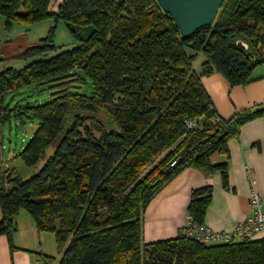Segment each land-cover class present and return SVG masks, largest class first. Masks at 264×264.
<instances>
[{"label": "trees", "instance_id": "obj_1", "mask_svg": "<svg viewBox=\"0 0 264 264\" xmlns=\"http://www.w3.org/2000/svg\"><path fill=\"white\" fill-rule=\"evenodd\" d=\"M52 1L0 0L6 28L52 17L79 41L0 71L1 126L12 118L37 121L14 155L34 171L25 176L1 164L0 234L13 246L24 209L39 230L55 234L61 253L37 252L35 264H264V237L204 243L183 228L173 237L143 239L147 203L183 169L219 170L228 187V162L215 163L212 155L229 156L228 139L264 115V104L223 118L202 76L220 72L231 84L256 78L264 65V0H223L211 24L189 37L158 0H61L56 8ZM72 24L95 30L83 39ZM55 26L16 56L60 47ZM31 83L46 85L51 98L5 103L7 93ZM87 83L90 91L80 90ZM211 199V184L191 190L187 211L194 221L204 222Z\"/></svg>", "mask_w": 264, "mask_h": 264}, {"label": "crops", "instance_id": "obj_2", "mask_svg": "<svg viewBox=\"0 0 264 264\" xmlns=\"http://www.w3.org/2000/svg\"><path fill=\"white\" fill-rule=\"evenodd\" d=\"M60 2L53 0V8ZM261 66L254 72L256 78L246 84H231L220 72L202 76L203 85L220 116L231 118L237 111L253 110L264 104V69L260 70ZM3 138L0 122V168L3 163L11 164L4 156ZM227 144L229 156L216 152L212 160L228 162V187L223 186L219 170L205 174L191 167L183 169L147 203L143 213L146 242L173 237L183 229L191 190L205 184L212 185V199L204 223L215 230H232L240 220L253 213L249 202L252 185L262 193L264 209V115L244 122ZM16 221L13 246L7 235L0 234V264H35L39 260L37 252L60 257L55 234L39 230L29 212H19ZM256 237H264V227Z\"/></svg>", "mask_w": 264, "mask_h": 264}, {"label": "rangeland", "instance_id": "obj_3", "mask_svg": "<svg viewBox=\"0 0 264 264\" xmlns=\"http://www.w3.org/2000/svg\"><path fill=\"white\" fill-rule=\"evenodd\" d=\"M56 24L54 42L60 45L56 50L48 51L40 56L23 59L16 56V54L22 51L25 47L35 43L40 37L47 34L50 27ZM79 41L74 37L72 32L68 29L67 25L59 20L54 22L52 17L31 22V23H19L13 21L9 28L5 27L3 16L0 14V71L7 67L19 68L36 58H47L64 48H70L77 45ZM203 53H199L197 58L193 62V67L200 71L201 62L204 60ZM264 69V65L260 67V70ZM41 86L36 83H31L20 87L18 90L11 91L5 95V103L10 102L13 105L19 101L24 104H36L47 101L51 98V91L46 87L40 89ZM91 84L87 83L83 85L80 90L90 91ZM37 127L36 120L25 119V122H16L12 118L11 122H6L3 126L4 133V156L10 159V163L15 165L17 169L25 176H29L34 170L28 167L20 157L12 156L13 153H18L22 147L32 136L34 130ZM9 151L11 153L9 154ZM13 152V153H12ZM42 164L40 162L38 167ZM24 210V209H23Z\"/></svg>", "mask_w": 264, "mask_h": 264}, {"label": "built area", "instance_id": "obj_4", "mask_svg": "<svg viewBox=\"0 0 264 264\" xmlns=\"http://www.w3.org/2000/svg\"><path fill=\"white\" fill-rule=\"evenodd\" d=\"M216 119H219L218 115ZM188 124L192 126L194 122L190 121ZM249 202L253 208V213L247 218L240 220L232 230H215L204 222H196L187 211L184 231L190 238L204 243L255 238L264 227V209L262 206L263 195L254 185H252L249 192Z\"/></svg>", "mask_w": 264, "mask_h": 264}, {"label": "water", "instance_id": "obj_5", "mask_svg": "<svg viewBox=\"0 0 264 264\" xmlns=\"http://www.w3.org/2000/svg\"><path fill=\"white\" fill-rule=\"evenodd\" d=\"M178 25L182 36L189 37L201 26L211 24L223 0H158ZM71 28L83 39L94 33V26L72 24ZM241 43V42H239Z\"/></svg>", "mask_w": 264, "mask_h": 264}]
</instances>
